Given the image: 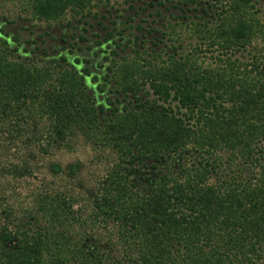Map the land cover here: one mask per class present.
I'll return each instance as SVG.
<instances>
[{
    "label": "trees",
    "instance_id": "1",
    "mask_svg": "<svg viewBox=\"0 0 264 264\" xmlns=\"http://www.w3.org/2000/svg\"><path fill=\"white\" fill-rule=\"evenodd\" d=\"M33 2L39 21L50 22L60 19L68 10L81 13L87 0ZM169 2L187 8L190 13L199 7L211 10L215 25L221 21V50L236 47L237 51H247L256 39L252 21L245 19L247 15L242 14L236 23L231 21L244 6L250 10L252 0L159 1L161 6ZM207 34L213 36L208 30L200 31L201 39L205 40ZM214 45L210 43L208 48ZM258 55L246 65L247 73L234 76L227 73V68L211 72L173 56H169L166 68L143 60L128 73L125 65L120 68L125 96L132 93L141 103L138 93L149 85L155 97L125 116L117 107L109 111L103 106L95 108L89 98L82 100L73 90L47 97L45 115L60 140L78 128H102L99 119L108 113L117 149L124 150L122 145L128 143L133 149L130 154H138L133 159L129 156L127 166H141L155 159L167 168L164 175L158 171L152 177L143 176L141 181H135L143 183L142 194L134 191L137 187L126 185L133 175L132 170L126 169L119 180L113 181V199L95 203L102 217L118 221L119 236L133 252L140 254L139 264H259L263 259L264 57H260L261 51ZM22 69L20 66L16 71L15 66L11 68L0 60V117L13 113L7 109L13 101L30 98L26 89L28 72ZM145 95L149 97L150 93ZM174 102L178 103L176 109L172 108ZM191 145L198 163L186 167L183 157L190 153ZM218 150L229 154L224 162L215 157ZM221 164L227 166L226 174L217 173L216 170H222ZM54 170L59 173V167L54 166ZM213 175L222 179L219 185L209 183ZM65 235L46 230L33 237L23 233L13 238L3 229L2 264H68V257L74 258L77 253L93 260L90 253L77 249L73 252Z\"/></svg>",
    "mask_w": 264,
    "mask_h": 264
},
{
    "label": "rangeland",
    "instance_id": "2",
    "mask_svg": "<svg viewBox=\"0 0 264 264\" xmlns=\"http://www.w3.org/2000/svg\"><path fill=\"white\" fill-rule=\"evenodd\" d=\"M159 1L163 0H87L81 13L68 10L60 19L47 22L39 21L33 0H0V60L16 71L21 66L28 72L30 92L26 101L12 102L9 117H0V234L3 229L13 238L23 233L33 237L46 230L66 234L73 252L93 256L86 260L77 253L68 257V264L140 263V254L121 240L118 221L102 217L95 203L113 199V181L126 169L133 171L126 185L142 194L143 183L135 181L158 171L164 175L167 168L155 159L127 166L125 161L138 154H130L133 149L128 143L122 145L124 150L117 149L108 113L99 119L102 128H78L60 140L45 115L47 97L73 90L82 100L89 98L95 108L117 107L125 116L136 111L137 105L155 100L149 85L138 93L141 103L132 93L125 96L120 74L125 65L128 73L143 60L166 68L173 56L211 72L227 68L234 76L247 73L246 65L260 51L264 57V0H252L250 10L244 6L231 18L236 23L243 14L252 21L257 35L247 51L220 49L221 21L216 26L207 7L190 13L171 2L161 6ZM198 30L213 36L207 34L202 40ZM210 43L214 48H208ZM177 107L174 102L172 108ZM107 129L111 133L105 134ZM188 148L190 153L182 162L186 167L198 163L194 145ZM228 156L226 150L215 152L223 162ZM221 165L217 173L226 174L227 166ZM220 181L213 175L209 183L219 185ZM259 264H264V256Z\"/></svg>",
    "mask_w": 264,
    "mask_h": 264
}]
</instances>
